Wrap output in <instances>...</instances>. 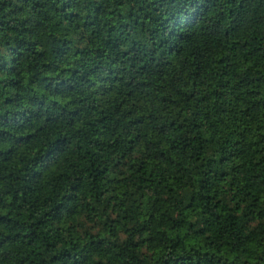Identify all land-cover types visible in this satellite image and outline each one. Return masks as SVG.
I'll use <instances>...</instances> for the list:
<instances>
[{"label": "clouds", "instance_id": "obj_1", "mask_svg": "<svg viewBox=\"0 0 264 264\" xmlns=\"http://www.w3.org/2000/svg\"><path fill=\"white\" fill-rule=\"evenodd\" d=\"M0 65V264H264V0H0Z\"/></svg>", "mask_w": 264, "mask_h": 264}, {"label": "trees", "instance_id": "obj_2", "mask_svg": "<svg viewBox=\"0 0 264 264\" xmlns=\"http://www.w3.org/2000/svg\"><path fill=\"white\" fill-rule=\"evenodd\" d=\"M197 2V0H193V4H195ZM0 67H3V65H0ZM12 71H15V69H12ZM10 84L15 85V83L17 82H9ZM257 159H259V155L257 156Z\"/></svg>", "mask_w": 264, "mask_h": 264}]
</instances>
